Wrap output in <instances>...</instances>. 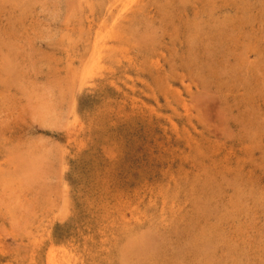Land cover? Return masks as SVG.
Listing matches in <instances>:
<instances>
[{"label": "rangeland", "instance_id": "1", "mask_svg": "<svg viewBox=\"0 0 264 264\" xmlns=\"http://www.w3.org/2000/svg\"><path fill=\"white\" fill-rule=\"evenodd\" d=\"M171 1L0 0V264H264V0Z\"/></svg>", "mask_w": 264, "mask_h": 264}, {"label": "bare ground", "instance_id": "2", "mask_svg": "<svg viewBox=\"0 0 264 264\" xmlns=\"http://www.w3.org/2000/svg\"><path fill=\"white\" fill-rule=\"evenodd\" d=\"M82 1V0H81ZM86 1V0H85ZM143 1V0H142ZM175 1V0H174ZM173 1V2H174ZM192 1V0H191ZM213 1H215V0H213ZM106 2V1H105ZM167 2V1H166ZM169 2V1H168ZM170 2L172 3V1L170 0ZM206 2V1H205ZM204 2V3H205ZM218 2V1H217ZM220 2V1H219ZM218 2V3H219ZM226 2V1H225ZM82 3V2H81ZM87 3H88V1H87ZM90 3V2H89ZM208 4V3H207ZM221 4V3H220ZM227 4V3H226ZM87 5V4H86ZM169 5V4H168ZM167 5V6H168ZM203 5V4H202ZM232 5V4H231ZM89 6V5H88ZM166 6V7H167ZM191 6H192V4H191ZM194 6V5H193ZM200 6V5H199ZM220 6V5H219ZM227 6V5H226ZM217 7V6H216ZM153 8V7H152ZM218 8V7H217ZM225 8V7H224ZM164 9V8H163ZM229 9V8H228ZM155 10V9H154ZM153 10V11H154ZM159 10V9H158ZM165 11V10H164ZM166 12V11H165ZM206 12V11H205ZM207 12H209V11H207ZM154 13V12H153ZM170 13H171V11H170ZM170 13H168V15L170 14ZM196 14H197V12H195ZM202 13V12H201ZM176 14V13H175ZM226 14V13H225ZM224 13H223V15H225ZM165 15V14H164ZM205 15V14H204ZM155 16V15H154ZM169 16H171V15H169ZM177 16V15H176ZM206 16V15H205ZM164 17V16H163ZM167 17V16H166ZM210 17V16H209ZM217 17H219V16H217ZM225 17V16H224ZM89 18V17H88ZM207 18V17H206ZM215 18H216V16H215ZM228 18V17H227ZM153 19V18H152ZM163 19V18H162ZM162 19H161V21H162ZM220 19V18H219ZM219 19L217 20V22L219 21ZM159 20V19H158ZM178 20V19H177ZM203 20V19H202ZM95 21H96V19H95ZM157 21V20H156ZM213 21V20H212ZM226 21V20H225ZM90 22V21H89ZM165 22V21H164ZM194 22H196V21H194ZM137 23V22H136ZM157 23V22H156ZM206 23V22H205ZM219 23H220V21H219ZM218 23V24H219ZM83 24V23H82ZM121 24V23H120ZM128 24V23H127ZM155 24V23H154ZM190 24V23H189ZM203 24V23H202ZM211 24V23H210ZM93 25V24H92ZM137 25V24H136ZM161 25V24H160ZM195 26L194 27H192V29H197V25L196 24H194ZM206 25V24H205ZM212 25V24H211ZM220 25V24H219ZM223 25H225L224 23H223ZM121 26H123V25H121ZM157 26V25H156ZM228 26V25H227ZM96 27V26H95ZM151 27V26H150ZM152 27H153V25H152ZM162 27V26H161ZM164 27V26H163ZM175 27V26H174ZM131 28V27H130ZM179 28V27H178ZM177 28V29H178ZM222 28V27H221ZM141 29V28H140ZM143 29H144V27H143ZM146 29V28H145ZM202 29V28H201ZM217 29V28H216ZM225 29V28H224ZM142 30V29H141ZM183 30V29H182ZM212 30H213V28H212ZM142 31H144V30H142ZM176 31H178V30H176ZM195 31V30H194ZM159 32H160V29H159ZM216 32H218L217 30H216ZM180 33H181V31H180ZM193 33V32H192ZM187 34H188V32H187ZM83 35V34H82ZM81 35V36H82ZM158 35H159V33H158ZM211 35V34H210ZM219 35V34H218ZM84 36V35H83ZM151 36V35H150ZM152 36H153V33H152ZM155 36V35H154ZM160 36V35H159ZM175 36H177V35H175ZM156 37V36H155ZM154 37V38H155ZM178 37H180V36H178ZM177 37V38H178ZM159 38V37H158ZM203 38V37H202ZM123 39V38H122ZM133 39V38H132ZM181 39V38H180ZM204 39V38H203ZM96 40V39H95ZM140 41V40H139ZM111 42V41H110ZM115 42V41H114ZM121 42V41H120ZM157 42V41H156ZM204 42V41H203ZM100 43V42H99ZM106 43V42H105ZM107 43H109V41L107 42ZM116 43H117V41H116ZM160 43V42H159ZM169 43V42H168ZM112 44H114V43H112ZM157 44H158V42H157ZM162 44V43H161ZM160 44V45H161ZM191 45V44H190ZM193 45V44H192ZM195 45V44H194ZM128 46V45H127ZM158 46V45H157ZM211 46V45H210ZM84 47V46H83ZM176 47V46H175ZM180 48V47H179ZM188 48V47H187ZM198 48V47H197ZM185 50V49H184ZM105 51V50H104ZM186 51V50H185ZM199 51H200V49H199ZM89 52V51H88ZM205 54H206V59H205V62L203 63V65L205 66L204 68H210V66H211V62H210V56L212 55V50H211V48L210 47H205L204 48V51H203ZM225 52H227V51H225ZM110 53V52H109ZM86 54V53H85ZM196 54V53H195ZM174 55H176V54H174ZM95 56V55H94ZM113 56H115V55H113ZM187 56V55H186ZM196 56V55H195ZM86 57H87V55H86ZM104 58V57H103ZM223 58V57H222ZM86 59V58H85ZM88 59V58H87ZM187 59V58H186ZM191 59V58H190ZM189 59V60H190ZM196 59V58H195ZM228 59V58H227ZM84 60V59H83ZM102 60V59H101ZM104 60V59H103ZM86 61H88V60H85V63H87ZM108 61H109V59H108ZM192 61V60H191ZM196 61V60H195ZM84 62V61H83ZM199 62V61H198ZM101 63H103V61L101 62ZM108 63H111V61L110 62H108ZM189 63V62H188ZM107 64V63H106ZM190 64V63H189ZM89 65V64H88ZM87 65V66H88ZM196 65V64H195ZM201 65V64H200ZM199 65V66H200ZM86 66V65H85ZM84 66V67H85ZM86 66V67H87ZM115 66V65H114ZM125 66V65H124ZM81 67V66H80ZM113 67V66H112ZM202 67V66H201ZM75 68V67H74ZM117 68V67H116ZM194 68V67H193ZM93 69V68H92ZM74 70V69H73ZM210 70V69H209ZM215 70V69H214ZM192 71V70H191ZM94 72V71H93ZM99 72V71H98ZM104 72V71H103ZM194 72V71H193ZM200 72H202V71H200ZM199 72V73H200ZM87 73V72H86ZM106 73V72H105ZM212 73V72H211ZM216 73V72H215ZM84 74V73H83ZM90 74V73H89ZM104 74V73H103ZM193 74V73H192ZM205 74V73H204ZM214 74V73H213ZM100 75V74H99ZM102 75V74H101ZM81 76H82V74H81ZM80 76V77H81ZM79 77V76H78ZM93 77V76H92ZM91 77V78H92ZM191 78V77H190ZM73 79V78H72ZM82 80H84V78L82 79ZM87 80H88V78H87ZM101 80V79H100ZM194 80V79H193ZM73 81V80H72ZM90 81V80H89ZM82 82V81H81ZM98 81H96V83H97ZM103 82V81H102ZM111 81H109V83H110ZM192 82V81H191ZM195 82V81H194ZM74 83V82H73ZM86 83V82H85ZM90 83V82H89ZM95 83V84H96ZM108 83V82H107ZM99 84V83H98ZM97 84V86H99ZM77 85H78V83H77ZM73 86H74V84H73ZM95 86V85H94ZM101 86H102V84H101ZM96 87V86H95ZM94 87V88H95ZM100 87V86H99ZM103 87V86H102ZM74 88V87H73ZM73 88H71L72 90H74ZM79 88V87H78ZM82 88V87H81ZM112 88V87H111ZM76 89V88H75ZM98 89V88H97ZM96 89V90H97ZM103 89V88H102ZM228 89V88H227ZM90 90V89H89ZM105 90V89H104ZM242 90V89H241ZM75 91H77V90H75ZM81 91V90H80ZM112 91H113V89H112ZM114 92V91H113ZM112 92V93H113ZM223 92V91H222ZM228 92H230V91H228ZM82 93V92H81ZM107 93V92H106ZM103 94V93H102ZM114 94V93H113ZM128 94V93H127ZM221 94V93H220ZM78 95V94H77ZM93 95V94H92ZM228 95V94H227ZM72 96H74L73 94H72ZM103 96V95H102ZM106 96V95H105ZM228 96H230V95H228ZM79 97H80V95H79ZM94 97V96H93ZM84 98V97H83ZM105 98V97H104ZM75 99H76V97H75ZM91 99V98H90ZM89 99V100H90ZM89 100H88V102H89ZM94 101H95V99H94ZM106 101V100H105ZM242 101V100H241ZM75 102H76V100H75ZM104 102V101H103ZM71 103H72V101H71ZM92 103V102H91ZM99 103V102H98ZM223 105H224V103H222ZM71 106H72V104H71ZM228 107V106H227ZM226 107V108H227ZM71 110H73V108L71 109ZM72 113V112H71ZM74 116V115H73ZM77 119V118H76ZM75 122V121H74ZM70 123H71V121H70ZM81 124V123H80ZM82 125V124H81ZM81 127V126H80ZM67 128V127H66ZM69 129V128H68ZM228 163V162H227ZM236 169H238V168H236ZM206 173V172H205ZM30 176V175H29ZM33 176V175H32ZM34 177V176H33ZM30 178V177H29ZM34 179L33 178H31L30 179V181L32 182ZM37 181V180H36ZM65 184V183H64ZM64 186V185H63ZM67 186V185H66ZM130 220V219H129ZM33 222V221H32ZM213 224V223H212ZM30 226V225H29ZM142 230V229H141ZM148 232V231H147ZM183 233V232H182ZM181 233V234H182ZM151 234V233H150ZM195 235V234H194ZM149 236L150 235H147V233H146V235H144V237H141L140 239H139V241H135V242H131L128 246H129V248L131 249V251L134 253V255H135V257L137 258V257H139V262H140V259H143V256H145V254H149V252L147 253V251H149V249H151V247H152V245H151V242H150V238H149ZM188 239V238H187ZM197 240V238L195 237L194 238V241H196ZM201 240V239H200ZM152 241V240H151ZM130 242V241H129ZM153 242V241H152ZM189 242V241H188ZM212 239L211 238H205L204 240H201V244H199V246H200V248H201V250H203L202 251V256H200L201 257V259L203 260V259H206L208 256V254H206V249H209L210 248V246L212 245ZM151 245V246H150ZM162 245V244H161ZM187 245V244H186ZM196 245V244H195ZM183 246V245H182ZM188 246V245H187ZM155 247V246H154ZM190 247V246H189ZM212 247V246H211ZM216 247V246H215ZM220 247V246H219ZM65 248V247H64ZM191 248V247H190ZM153 249V248H152ZM162 250V249H161ZM161 250H159V251H161ZM211 250V249H210ZM220 250V249H219ZM154 251H155V249H154ZM163 251V250H162ZM161 251V252H162ZM192 251V250H191ZM186 252H187V250H186ZM55 253V252H54ZM58 254V253H57ZM194 254H196V252L194 253ZM62 255V254H61ZM66 256V255H65ZM204 256V257H203ZM70 256H68V258H69ZM152 257V256H151ZM60 258V257H59ZM71 258V257H70ZM73 258V257H72ZM71 258V259H72ZM58 259V258H57ZM144 259H146V258H144ZM164 259V258H163ZM66 260H68V259H66ZM170 260V259H169ZM179 260V259H178ZM69 261V260H68ZM75 261H76V259H75ZM144 261V260H143ZM197 261H198V259H197ZM72 262V261H71ZM137 262V261H136ZM150 262V261H149ZM182 262V261H181ZM200 262H201V260H200ZM200 262H199V264H200ZM207 262V261H206ZM57 263H58V261H57ZM60 263H61V261H60ZM70 263V262H69ZM138 263V262H137ZM142 263V262H141ZM180 262L179 261H176V260H174V264H179ZM183 263V262H182ZM185 263V262H184ZM203 263H205V262H203ZM203 263H201V264H203ZM51 264V263H50ZM63 264V263H62ZM66 264V263H65Z\"/></svg>", "mask_w": 264, "mask_h": 264}]
</instances>
